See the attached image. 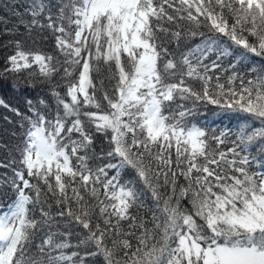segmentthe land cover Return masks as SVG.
I'll use <instances>...</instances> for the list:
<instances>
[{
  "label": "snow or ice",
  "instance_id": "1",
  "mask_svg": "<svg viewBox=\"0 0 264 264\" xmlns=\"http://www.w3.org/2000/svg\"><path fill=\"white\" fill-rule=\"evenodd\" d=\"M0 264H264V0H0Z\"/></svg>",
  "mask_w": 264,
  "mask_h": 264
},
{
  "label": "trees",
  "instance_id": "2",
  "mask_svg": "<svg viewBox=\"0 0 264 264\" xmlns=\"http://www.w3.org/2000/svg\"><path fill=\"white\" fill-rule=\"evenodd\" d=\"M228 122L229 121L227 120V118H225L224 121H223L224 124H227ZM221 126H223V125H221Z\"/></svg>",
  "mask_w": 264,
  "mask_h": 264
}]
</instances>
